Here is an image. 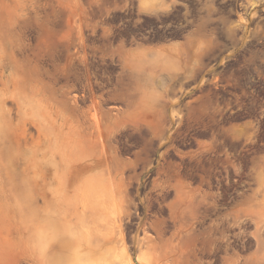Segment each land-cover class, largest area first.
<instances>
[{
	"label": "rangeland",
	"instance_id": "obj_1",
	"mask_svg": "<svg viewBox=\"0 0 264 264\" xmlns=\"http://www.w3.org/2000/svg\"><path fill=\"white\" fill-rule=\"evenodd\" d=\"M177 1L137 2L142 9L155 10L158 5L170 7ZM258 1L249 0L248 18L239 15L232 25L233 54L239 58L240 53L247 52L253 62L249 66H255L257 53H264V18H260L264 6H256ZM107 2L111 0H0V264L193 263L192 257L181 258L177 233L165 232L160 203L156 208L152 205L155 215L150 233H124V222L137 204L130 201L123 177L114 171L126 161L113 147L117 132L132 130L140 137L148 133V164L159 163L164 154H150V142H160V151L167 132L192 131L193 123L175 126L176 123L164 122H75L69 120L74 114L65 96H54L53 86H70L69 55L65 52L70 42L88 28L84 5ZM224 24L222 17V36L227 29ZM190 34L219 33L198 26ZM159 50H190L195 57L176 58L188 62L179 63V68H174L177 73L132 76L135 82L146 81L148 86H170L177 80L194 84L199 90L190 92L191 106L177 114L212 115L215 93L216 115L224 118L226 86L213 88L210 75L203 73L208 71L209 64L199 57L205 53L211 56L217 50L224 53V43L200 39L173 43ZM157 66L148 64L152 69ZM220 81L225 83L228 79L219 75ZM183 92L148 90V94H155L152 100L163 95L169 99L167 94L176 96ZM227 124L224 119L200 123L202 164L227 162ZM233 130L239 136L240 125L234 124ZM214 132L217 140L222 141L216 145L211 139ZM192 153H185L190 163ZM140 156L136 154L137 159ZM254 178L264 184V160L254 171ZM153 188L159 189V185ZM199 204L202 212L210 209L203 200ZM186 206H190L185 212L187 226L193 216L191 200ZM178 207L177 202L169 204L175 226ZM244 209L254 211L264 222V187L259 198ZM195 261L201 264V259Z\"/></svg>",
	"mask_w": 264,
	"mask_h": 264
},
{
	"label": "flooded vegetation",
	"instance_id": "obj_2",
	"mask_svg": "<svg viewBox=\"0 0 264 264\" xmlns=\"http://www.w3.org/2000/svg\"><path fill=\"white\" fill-rule=\"evenodd\" d=\"M137 1L111 0L84 5L88 28L70 42L65 52L69 55L70 86H53L54 96H65L74 114L69 120L75 122H164L176 123L175 126L193 123L192 131L167 132L160 151H157L160 142H150V154H164L159 163L148 164V133L140 137L129 130L114 135L113 147L126 161L114 171L123 177L130 201L137 204L124 222V233H150L155 215L152 205L156 208L160 203L165 232L179 236L183 260L192 257V264H196V259H201V264H264V222L259 221L254 211L244 209L259 198L264 187L261 180L254 178V171L264 160V53H257L255 66H249L253 62L249 61L247 52L240 53L238 60L232 51L233 21L239 15L248 18L249 0H178L170 7L158 5L155 10L140 8ZM260 4L264 6V0L255 3ZM222 17L227 28L224 36L220 29ZM198 26L219 34H190ZM200 39L225 46L224 53L217 50L203 57V62L209 64L208 71L203 73L210 75L213 88L226 86L224 118L216 115L215 93L212 115H181L177 113H184L191 106L190 92L199 87L181 84L180 80L170 86H148V82L136 83L132 77L162 75L160 68L148 67L149 63L154 64L153 57L184 53L159 49ZM186 59L190 58L181 60ZM219 75H225L228 81L218 82ZM152 89L184 92L176 96L167 94L169 99L163 95L152 100L155 94H148ZM223 119L228 122L227 162L202 164L200 123ZM234 124L240 125L239 136L235 135ZM211 139L214 145L222 142L217 140L216 132ZM190 150L192 163L185 155ZM136 154L141 155L139 159ZM136 160L140 162L133 163ZM157 185L159 189L153 188ZM189 200L193 216L186 226ZM201 200L209 203L208 211L202 212ZM171 202L179 203L176 226L169 214Z\"/></svg>",
	"mask_w": 264,
	"mask_h": 264
},
{
	"label": "crops",
	"instance_id": "obj_3",
	"mask_svg": "<svg viewBox=\"0 0 264 264\" xmlns=\"http://www.w3.org/2000/svg\"><path fill=\"white\" fill-rule=\"evenodd\" d=\"M182 55H178V56H163V55H155L153 57V60L155 64H158V68H160L159 73L162 75H167V74H174L177 73L178 71L174 70V68H179L178 64L179 63H188V62H184V61H177L175 58H181V59H185V58H194L195 57V52L194 51H190V50H182ZM186 53V54H185ZM207 53H205L204 55H199V57H205ZM189 68V67H188ZM185 73V72H183ZM187 73H194L193 71H188Z\"/></svg>",
	"mask_w": 264,
	"mask_h": 264
}]
</instances>
